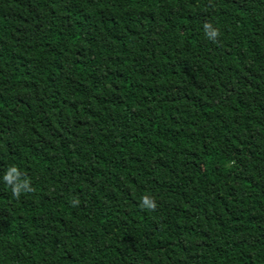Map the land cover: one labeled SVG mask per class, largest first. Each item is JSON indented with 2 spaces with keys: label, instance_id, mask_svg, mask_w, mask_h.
Wrapping results in <instances>:
<instances>
[{
  "label": "trees",
  "instance_id": "1",
  "mask_svg": "<svg viewBox=\"0 0 264 264\" xmlns=\"http://www.w3.org/2000/svg\"><path fill=\"white\" fill-rule=\"evenodd\" d=\"M0 264H264V0H0Z\"/></svg>",
  "mask_w": 264,
  "mask_h": 264
},
{
  "label": "clouds",
  "instance_id": "2",
  "mask_svg": "<svg viewBox=\"0 0 264 264\" xmlns=\"http://www.w3.org/2000/svg\"><path fill=\"white\" fill-rule=\"evenodd\" d=\"M203 30L205 36L216 42L220 36V31L217 27H214L211 22H205L203 24ZM3 182L11 190V196L19 199L22 194L32 193L35 188L32 186L30 177L26 173L21 172L18 166L9 165L2 176ZM79 199H73L71 204L73 207L78 206ZM140 206L150 211H154L157 207L155 198L149 195H143L140 200Z\"/></svg>",
  "mask_w": 264,
  "mask_h": 264
}]
</instances>
